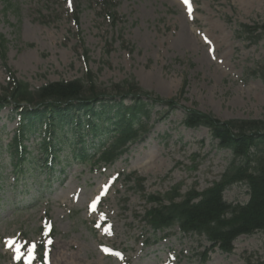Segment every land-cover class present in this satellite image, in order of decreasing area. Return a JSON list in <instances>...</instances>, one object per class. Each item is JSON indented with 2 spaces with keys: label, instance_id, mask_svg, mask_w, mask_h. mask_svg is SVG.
I'll return each mask as SVG.
<instances>
[{
  "label": "rangeland",
  "instance_id": "1",
  "mask_svg": "<svg viewBox=\"0 0 264 264\" xmlns=\"http://www.w3.org/2000/svg\"><path fill=\"white\" fill-rule=\"evenodd\" d=\"M108 2L119 17L115 26L104 12ZM240 23H264V0H0V35L7 41L0 94L7 69L31 88L82 78L90 70L107 88L133 78L153 96L172 98L181 87L184 92L172 112L153 106L147 133L112 164L96 162L89 134L87 160L73 154L80 147L74 139L48 165L38 153L36 132L24 140L28 169L18 179L16 158L7 150L18 120L11 106L1 108L0 264H27L30 258L31 264L264 259V232L237 237L225 253L177 226L154 235L143 218L148 196H164L177 185L181 194L203 190L229 160L205 127L184 126L183 107L220 120L264 119V35L252 42L254 35L238 33ZM223 196L246 202L247 188L235 184Z\"/></svg>",
  "mask_w": 264,
  "mask_h": 264
},
{
  "label": "trees",
  "instance_id": "2",
  "mask_svg": "<svg viewBox=\"0 0 264 264\" xmlns=\"http://www.w3.org/2000/svg\"><path fill=\"white\" fill-rule=\"evenodd\" d=\"M104 12L115 26L119 17L114 5L106 3ZM238 28L240 34L254 35L252 42L264 35V23H240ZM6 44L0 35L3 63ZM6 72L8 81L0 94V109L11 106L18 117L17 129L7 145L12 158H16L13 167L17 177L24 176L28 169L25 162L30 152L24 140L36 132L40 135L38 153L45 156L48 165L58 162V151L67 140L77 139L80 147L73 148V154H80L81 160L86 159V134H82L86 132L92 138L98 137V143L93 144L99 152L97 162L109 164L130 144L143 138L149 129L147 124L153 106L160 105L166 112H172L184 93L181 87L172 98L153 96L133 78L112 83L107 88L97 82L90 70H86L82 78L51 81L31 88L9 69ZM79 110L81 114L75 113ZM183 110L184 126L205 127L218 148L229 153V160L219 179L203 190L193 188L181 194L177 185L164 196H148L150 206L143 218L154 235L177 226L183 234L204 236L212 248L228 253L237 237L264 232V119L220 120L211 113L193 108L183 107ZM235 184L247 188L246 202L231 203L224 199V191ZM248 264H264V259Z\"/></svg>",
  "mask_w": 264,
  "mask_h": 264
},
{
  "label": "snow or ice",
  "instance_id": "3",
  "mask_svg": "<svg viewBox=\"0 0 264 264\" xmlns=\"http://www.w3.org/2000/svg\"><path fill=\"white\" fill-rule=\"evenodd\" d=\"M184 2H185L186 4H188V0H184ZM189 11H191L190 8H189ZM95 208H96V204L93 203V205H91V209L94 211ZM49 243H51V241H49ZM35 247H36L35 245H32V246L29 248V254H31V253L34 251ZM16 251H17V253H19V251H20L19 248H17ZM15 259L19 260V259H21V256L18 254V255L15 257ZM27 264H31V258L27 261Z\"/></svg>",
  "mask_w": 264,
  "mask_h": 264
},
{
  "label": "bare ground",
  "instance_id": "4",
  "mask_svg": "<svg viewBox=\"0 0 264 264\" xmlns=\"http://www.w3.org/2000/svg\"><path fill=\"white\" fill-rule=\"evenodd\" d=\"M142 167H144V166H142ZM146 168V167H145Z\"/></svg>",
  "mask_w": 264,
  "mask_h": 264
}]
</instances>
